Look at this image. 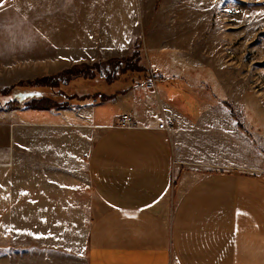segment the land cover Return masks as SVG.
Returning a JSON list of instances; mask_svg holds the SVG:
<instances>
[{"label":"rangeland","instance_id":"374dc122","mask_svg":"<svg viewBox=\"0 0 264 264\" xmlns=\"http://www.w3.org/2000/svg\"><path fill=\"white\" fill-rule=\"evenodd\" d=\"M95 63L102 68L88 70ZM127 65L134 70H126ZM19 83L40 90L37 98L42 100L30 105L47 109L6 110L9 98L0 95L3 198L38 189L19 185L31 179L29 169L18 174L21 147L57 146L68 139L78 144L66 135L68 124L53 122L62 121L63 110L77 108L79 101L95 104L99 91L123 99L136 87L154 108L164 97L195 102L198 116L184 124L180 137L174 134L175 118L165 130L182 162L264 171V0H7L0 8V91ZM171 85L179 86L175 90ZM25 95L16 97L23 102ZM47 110L57 113L53 121L34 123L20 115ZM70 126L79 135V128ZM81 133L86 141L81 138L80 146L88 149L92 134ZM76 172L71 183L77 181L81 188L73 191L72 184L71 192L86 197L89 191ZM39 188L51 193L62 189ZM87 202L84 219L94 200ZM15 204L0 200V264H84L61 250L62 244L37 249L30 226L22 224L30 219L17 217Z\"/></svg>","mask_w":264,"mask_h":264},{"label":"crops","instance_id":"0c3cea01","mask_svg":"<svg viewBox=\"0 0 264 264\" xmlns=\"http://www.w3.org/2000/svg\"><path fill=\"white\" fill-rule=\"evenodd\" d=\"M6 1L0 0V8ZM95 95V104L79 101L77 108L63 110L61 122L48 110L20 114L34 123L68 124L66 135L78 141L17 151L19 177L29 169L31 178L19 185L38 189L0 200L18 203L16 216L30 219L22 224L30 226L36 248L62 244L61 250L84 264H264V171L176 157L170 133L157 126L175 118L180 137L184 124L198 116L192 99L164 97L154 108L139 87L123 99L105 91ZM124 115L136 126H118ZM85 131L92 134L88 149L80 146ZM75 171L89 191L81 193L86 197L71 192L72 184L73 191L81 188L71 183ZM43 185L62 189L42 192ZM87 200H94L88 220L81 216Z\"/></svg>","mask_w":264,"mask_h":264},{"label":"trees","instance_id":"16d2710c","mask_svg":"<svg viewBox=\"0 0 264 264\" xmlns=\"http://www.w3.org/2000/svg\"><path fill=\"white\" fill-rule=\"evenodd\" d=\"M108 61H110V60H108ZM86 66H88V65H86ZM88 67H89L88 70H90V68L101 69L102 68V65H100L98 63H95L92 66H88ZM71 70L72 69L68 70V72H70V73H76V74L77 73L84 74L82 72V69L73 70V71H76V72H72ZM126 70H134V68L132 69V65H127ZM11 88H14V90H11ZM20 92H25L27 94V95H25L23 97L24 99L22 98L23 99L22 100L23 102H19L18 101V98L16 97V95L18 93H20ZM3 93H4V95H3ZM39 93H40V90H38L36 88L25 89L24 86L21 85L20 83L17 84V85H15V86H11L9 88H6V89H3V90L0 91V95L1 96H5L6 95L9 98L8 99L9 103H8V105L5 106V109L6 110H12V109H16V108H32V109H41V110L47 109V108H41L43 106H38L37 104L30 105L32 102L36 103L38 100H42L40 98H37V96L39 95ZM15 104H17V105H15ZM0 107L3 108V105H1ZM50 108H51V110L53 109V107H50ZM224 108H225L226 112L230 115L231 114V109H230L228 103H225L224 104ZM237 125L242 127L241 124H237Z\"/></svg>","mask_w":264,"mask_h":264},{"label":"built area","instance_id":"2783aa9c","mask_svg":"<svg viewBox=\"0 0 264 264\" xmlns=\"http://www.w3.org/2000/svg\"><path fill=\"white\" fill-rule=\"evenodd\" d=\"M117 125L123 128H130L135 127L136 123L134 119L130 115H124L117 120ZM170 128V125L166 122L159 123L157 126V129L161 130H168Z\"/></svg>","mask_w":264,"mask_h":264}]
</instances>
